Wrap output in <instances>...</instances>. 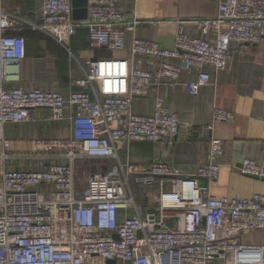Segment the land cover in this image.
<instances>
[{
  "label": "built area",
  "instance_id": "built-area-1",
  "mask_svg": "<svg viewBox=\"0 0 264 264\" xmlns=\"http://www.w3.org/2000/svg\"><path fill=\"white\" fill-rule=\"evenodd\" d=\"M41 18L35 27L66 48L85 25L91 45L110 50L125 49L127 32L141 22L118 0H92L84 22L74 19L73 0H41ZM195 22L196 30L209 38L194 36L180 24L173 48L134 35L131 60L88 61L85 77L76 81L82 89L66 99L59 90L7 86L10 68L25 57L26 41L8 34L14 22L0 9L4 147H9L3 137L5 124L26 121L40 107L50 109L54 120L64 119L68 106L75 110L70 139L40 144L58 148L67 162L0 170V264H264V193L217 197L201 183L220 174L222 139L211 138L206 162L191 173L164 159L139 166L123 163L119 156V149L133 141L159 143L178 136L177 111L157 99L152 115L137 114L133 99L147 95L162 79L176 86L182 71L196 72V79L184 85L197 96L232 61V41L246 47L264 38V0H219L216 17ZM140 55L157 60L156 68L136 63ZM206 66L214 69L213 75ZM234 118L230 109L213 111V122ZM83 159H114L119 170L93 171L80 189L76 161ZM241 172L264 179V163L245 157ZM255 230L262 231L263 241L243 243L242 236Z\"/></svg>",
  "mask_w": 264,
  "mask_h": 264
},
{
  "label": "crops",
  "instance_id": "crops-1",
  "mask_svg": "<svg viewBox=\"0 0 264 264\" xmlns=\"http://www.w3.org/2000/svg\"><path fill=\"white\" fill-rule=\"evenodd\" d=\"M118 1L128 15L136 16L141 21L134 31L127 32L126 46L122 50L92 46L85 25L78 27L66 48L35 27V24L43 21L41 0H0V9L7 11L14 22L8 34L22 36L26 41L25 57L18 67L10 68L11 78L7 86L59 90L67 99L71 91L82 89L76 81L85 77L88 61L105 58L131 60L134 35L173 48L180 24L194 36L207 39L210 36L196 30L195 21L219 14V0ZM231 48L233 59L217 76L213 75L211 66L205 67L213 79L201 87L197 96L189 93L184 85L187 80L196 79V72L182 71L181 82L176 86L170 87L167 79H162L161 84L153 87L147 95L133 99L132 109L141 115H152L156 100L162 99L165 105L179 113L181 126L173 141H133L123 146L119 149L123 163L149 166L157 159H164L177 165L183 172L191 173L206 162L210 140L217 137L223 140L224 151L219 160L221 170L218 178L206 181L210 192L217 197H251L264 193V179L241 172L245 157L264 163V38L246 47L232 41ZM135 62L151 69L158 64L157 60L142 55L136 57ZM215 107L232 110L235 118L213 122ZM74 111V107L68 106L66 117L54 120L50 109L40 107L34 109L26 121L5 124L3 137L9 147L5 148L0 139V170L4 167L39 169L51 162H67V159L59 156L61 150L56 147L46 149L40 144L52 139H70L73 135L70 117ZM211 124H214L213 128H209ZM83 160L93 163L92 172H108L114 168L112 159ZM166 188H171L167 181ZM153 190L158 191V185ZM242 241L245 244H260L263 233L255 230L244 234Z\"/></svg>",
  "mask_w": 264,
  "mask_h": 264
},
{
  "label": "water",
  "instance_id": "water-1",
  "mask_svg": "<svg viewBox=\"0 0 264 264\" xmlns=\"http://www.w3.org/2000/svg\"><path fill=\"white\" fill-rule=\"evenodd\" d=\"M88 5L89 0H73V16L75 20H86L88 18ZM206 181V178L201 179L203 185H206ZM169 224L173 225V221H169ZM108 264H114V261L110 260Z\"/></svg>",
  "mask_w": 264,
  "mask_h": 264
},
{
  "label": "rangeland",
  "instance_id": "rangeland-1",
  "mask_svg": "<svg viewBox=\"0 0 264 264\" xmlns=\"http://www.w3.org/2000/svg\"><path fill=\"white\" fill-rule=\"evenodd\" d=\"M115 161L116 160L112 159V162H113L112 164L114 165V168L119 170V165ZM89 162L90 160H87V161L77 160L76 161L77 178H78L80 189H82L85 186L88 175L92 173L91 165L93 163H89Z\"/></svg>",
  "mask_w": 264,
  "mask_h": 264
}]
</instances>
